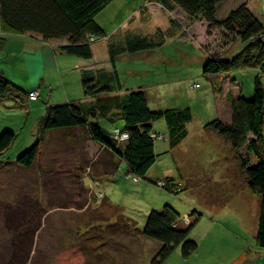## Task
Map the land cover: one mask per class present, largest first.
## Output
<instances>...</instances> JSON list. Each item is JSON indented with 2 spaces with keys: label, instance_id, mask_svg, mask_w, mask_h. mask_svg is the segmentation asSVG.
Here are the masks:
<instances>
[{
  "label": "rangeland",
  "instance_id": "374dc122",
  "mask_svg": "<svg viewBox=\"0 0 264 264\" xmlns=\"http://www.w3.org/2000/svg\"><path fill=\"white\" fill-rule=\"evenodd\" d=\"M233 1L236 3L227 5L222 0L218 20H225L239 7L237 2L241 0ZM140 3H111L96 21L107 24L106 35L116 34L114 41L127 38L133 31L157 40L159 31L174 32L176 25L181 26L182 36L176 33L177 41L165 32L168 40L163 49L155 48L168 63L148 56L131 65L121 63L119 56L122 94L143 87L152 110L190 109L193 120L186 125L188 137L171 148L166 121L153 123L162 137L155 142L157 162L147 179L139 183L127 174V164L121 161L117 164L118 176L113 172L101 175L109 170L106 165L112 156L107 151L99 153L100 148L86 142L82 128L46 133L37 163L29 170L21 168L12 162L35 144L38 122L47 104H63L59 100L70 94L76 99L83 93V83H75L71 72L64 82L56 70H48L44 81L45 68L37 67L29 56L21 59L14 46L8 48V55L0 58V75L28 93L38 82L43 98L38 102L41 110L32 102L26 109L17 107L14 101L0 106V135L5 131L17 135L12 147L0 157L4 161L0 165V264H56L59 252L73 245L83 248L87 264H153L163 245L142 231L149 214L165 205L182 216L179 226L189 231L188 239L198 245V250L184 258L182 248L177 247L163 264H264V249L257 243L260 197L252 194L240 162V158L249 157L256 165L258 159L245 147L235 151L230 142L206 129L213 121L225 122L232 117L234 99L253 100L258 78L264 89L261 68L205 73L208 57L232 59L240 52L232 54L237 44L226 46V39L231 38L222 30L206 21L191 22L177 8L167 10L145 1L147 14ZM243 4L249 7L247 2ZM185 54L193 55L191 65V58L185 65ZM195 55L204 57V61L196 64ZM17 67L30 74H15ZM90 120L107 131L126 126L117 115L113 121L105 117ZM74 136L78 140L71 141ZM98 154L102 156L96 160ZM169 178L180 189L177 195L156 184Z\"/></svg>",
  "mask_w": 264,
  "mask_h": 264
},
{
  "label": "trees",
  "instance_id": "16d2710c",
  "mask_svg": "<svg viewBox=\"0 0 264 264\" xmlns=\"http://www.w3.org/2000/svg\"><path fill=\"white\" fill-rule=\"evenodd\" d=\"M149 1L158 3L167 10L178 8L191 22L206 21L212 27L222 30L227 38H231L226 39V46L241 42L242 50L232 59L208 57L205 73L222 74L258 67L261 68V76L264 75V24L247 4L232 10L225 20H218L217 14L222 0H146ZM112 2L114 0H0V50L4 48L9 35L30 34L41 37L47 43L65 40L67 43L62 51L91 60L93 42L97 38L106 37V32L96 21V16ZM160 36L155 40L130 34L124 42L112 46V63L116 64L117 58L124 53H138L161 47L164 38ZM82 75L84 96L92 99V102L48 105L39 119L35 144L12 163L29 170L39 160L41 142L47 132H70L82 128L88 138L101 147L103 153L107 151L111 158L118 159L113 175L118 173V162H125L127 174L138 179L139 183L147 179L150 169L157 162L155 142L161 139L155 132L153 123L162 119L166 121L171 148H176L188 137L186 125L193 120L190 109L152 110L147 91L138 89L122 94V82L117 72L109 74L104 71H84ZM116 91L119 94L112 95ZM31 93L0 75V106L6 101H14L17 107L26 109L30 102L41 100L40 97L31 100ZM231 105L230 123L216 120L207 124L206 129L230 142L235 151L239 152L245 147L248 154H254L258 159L256 165L251 164L249 157L240 158V162L251 191L260 197L257 243L264 249V89L260 78L256 80L253 100L239 97ZM113 111L118 112L113 118L117 115L125 121L124 129L107 131L90 120L91 117L107 118ZM115 130L126 134L127 139L114 140L112 134ZM250 135L253 137L251 140ZM16 139L17 135L10 131L0 135V157L12 147ZM102 154L98 155V159ZM1 164L4 161H0ZM159 183L169 193L177 195L180 192L173 178L156 184L160 185ZM181 218L179 212L170 205L149 214L142 233L163 245L153 264H163L177 247L182 248L184 258H189L198 250V245L188 239L189 231L180 228ZM193 227L190 226L191 229ZM55 263L87 264L80 245L61 250Z\"/></svg>",
  "mask_w": 264,
  "mask_h": 264
},
{
  "label": "crops",
  "instance_id": "0c3cea01",
  "mask_svg": "<svg viewBox=\"0 0 264 264\" xmlns=\"http://www.w3.org/2000/svg\"><path fill=\"white\" fill-rule=\"evenodd\" d=\"M125 1L126 0H114V2H112L113 3L112 5L114 6L115 4H117L119 2L120 3H125ZM140 1L143 4L144 12L148 14L149 13L148 12L149 9H148V7L145 6V1L146 0H140ZM224 2L227 5L230 4V3H236L234 1L232 2V0H224ZM245 2L248 3L249 8L257 16V18L264 24V0H245V1L241 0V1H238L237 3H238V6H240L243 3H245ZM227 8H228V6L225 7L224 11H226ZM176 10H179L180 12L183 13V15L186 16V14L182 10H180L178 8ZM106 18H105V20H106ZM98 21H99L98 24L105 30L104 27L107 24L102 22V21H100L99 19H98ZM173 23H175V22H173ZM181 30H182L181 26L180 25H176L174 27V30H173L174 32H171V31L168 32V31H165V30H161V31H159V33H160V35H163L164 43H166L167 42L166 40H168V39L165 37V35H166L165 32L170 33L171 36L173 35V37L175 39H177L179 34L182 36V33H180ZM105 32H106V30H105ZM176 33H179V34H176ZM0 34H1V32H0ZM130 34H136L137 36H141V34L135 32V31H133V33H129V35ZM157 34H158V32H157ZM115 35L110 36V37H107V35H106V37L101 38L100 40L98 39V40L93 42V44H92L93 58L91 60H85V59H81V58H78V57H75V56H71V55H68L67 53H65L64 51H62V48L67 43L65 40H56V41H51V42L47 43V42H44L41 39V37H38V36H35V35H30V34H26V35H9L8 39L6 40V44H5L4 48L2 50H0V58H4L3 57L4 54L8 55V48L10 49L11 46H14V48L17 49V51H18L17 55H19V57L21 59H22V57L29 56L34 61V63L35 62L38 63V65H36L37 67L45 68V70H43L44 73L42 74L45 77L44 81L46 80V76L48 75L47 74L48 70H51V71L52 70L53 71L56 70L55 73L61 75L63 77V81L64 82L66 81V80H64L65 79L64 77L68 76L69 72H71V74L74 73L72 80L76 81L75 83H78V85H81L83 83V75L82 74H83L84 71L92 72V73H98V72L104 71V72H107L109 74L117 72V75L118 76L120 75L119 62L116 60V64L112 63L111 49H112L113 45H117V44H120V43L124 42V40L126 38L123 37L120 41H114L113 39H114ZM158 38H159V36H158ZM182 40L183 39H180V41H182ZM177 41H179V39H177ZM236 44H237V47L234 48L233 53H232L233 55L235 53H237L238 51H241L242 48H243V45L241 44L240 41L236 42ZM163 47L164 46H161L160 49H163ZM160 49H155V52H144L143 51V52L132 53V54H125L124 53V54L120 55L121 56L120 57L121 63L128 62V63H131V65L132 64L135 65L140 59H143V57L146 58L148 56H154V59L156 58V61H161L162 63H168L167 58L165 56H161L162 54H160ZM98 53H99V56L97 57ZM184 57L186 59L185 60V65H187V58H189V59L191 58L192 59L191 61H189V64L191 65L192 62H193V55L190 56L188 54H185ZM8 58L9 57L7 56V59ZM195 58L197 59L196 64L204 61V57H201V56L198 57V56L195 55ZM49 67H50V69H49ZM24 70L25 69H21L19 71V68L17 67V68H15L14 73L16 71L17 75H20V74H26L27 75L29 73V71H24ZM53 71L51 73H53ZM28 76H30V75H28ZM13 79L14 80H18V78H13ZM120 79H121V77H120ZM35 85H36V87L34 88L33 91H38L40 99L43 98V95L40 92V88L38 86V82H36ZM139 89H143V87L139 88ZM143 90L146 91L145 88ZM77 92L79 94V91H77ZM71 95L72 94L65 95L59 101H63L62 103H68V102H73V101H79L78 103H89V102H92V99L86 98L84 96V92L79 94L80 96L79 95L76 96L77 97L76 99H74L73 96H71ZM49 99H51V98L49 97ZM32 104H33V106L36 105L35 107H37L38 110H41L39 108V106H38V102H32ZM48 105H54V104H47V106ZM149 105H150V101H149ZM114 114H116V111H113L107 118L110 121H113V119H112L113 117L112 116ZM231 120H232V117L228 116V118H227V120L225 122L229 123V122H231ZM76 131L77 130L74 129V132H76ZM50 133H52V131L47 132V135H49ZM74 137L72 138L71 141H76L74 139L78 140V136H76L75 138ZM84 139H85L86 142L90 143V145L92 144V146L100 148L99 149L100 150L99 153L102 152L101 147L99 145H97L96 143H94L93 141H91L88 138L87 133L84 134ZM96 160H98V156H97ZM117 161H118L117 158H112L111 163H108V165H106V167L107 166L109 167L108 168L109 170L108 171L105 170L101 175H104V174L110 173V172L112 173L113 170H114V166L112 165V162L115 165L117 163ZM101 175H100V177H101ZM115 175L118 176L119 174L115 173ZM92 177H93V175L90 177V179H93ZM115 180H117V178ZM92 183H93V180H92ZM252 194L256 195L253 192H252ZM259 211H260V209H259ZM258 220H259V214H258L257 221Z\"/></svg>",
  "mask_w": 264,
  "mask_h": 264
},
{
  "label": "built area",
  "instance_id": "2783aa9c",
  "mask_svg": "<svg viewBox=\"0 0 264 264\" xmlns=\"http://www.w3.org/2000/svg\"><path fill=\"white\" fill-rule=\"evenodd\" d=\"M39 98V95L37 94V92H32L31 94H30V99L31 100H37ZM112 138L114 139V140H116V141H124V140H126L127 139V135L126 134H123V133H121L119 130H115L114 132H113V134H112ZM159 139H161L162 140V137L160 136L159 137ZM131 177V176H130ZM133 180L134 181H138V179H135V178H133ZM162 184V183H161ZM160 184V185H161ZM163 185V184H162Z\"/></svg>",
  "mask_w": 264,
  "mask_h": 264
},
{
  "label": "bare ground",
  "instance_id": "6f19581e",
  "mask_svg": "<svg viewBox=\"0 0 264 264\" xmlns=\"http://www.w3.org/2000/svg\"><path fill=\"white\" fill-rule=\"evenodd\" d=\"M174 11V10H173ZM159 135V134H158ZM90 169V168H89Z\"/></svg>",
  "mask_w": 264,
  "mask_h": 264
}]
</instances>
